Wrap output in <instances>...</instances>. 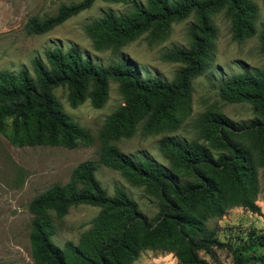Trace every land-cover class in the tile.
Returning a JSON list of instances; mask_svg holds the SVG:
<instances>
[{
	"label": "trees",
	"instance_id": "1",
	"mask_svg": "<svg viewBox=\"0 0 264 264\" xmlns=\"http://www.w3.org/2000/svg\"><path fill=\"white\" fill-rule=\"evenodd\" d=\"M94 1L62 3L54 14L30 16L26 26L30 32H45ZM122 1L132 3V9L109 8L85 25L95 48L118 47L145 31L160 37L173 21L195 13L197 21L188 29L189 46H174L164 54L168 60L182 62L175 77L142 75L127 60L99 64L85 56L77 43L46 48L44 58L32 60V70L0 68V131L9 124L12 143L66 147L89 143V133L64 111L53 89L65 86L73 107L86 98L99 107L107 98L110 79L118 83L123 102L105 117V137H129L140 121L144 132L174 129L189 110L192 78L205 70L213 47L215 27L208 12L225 6L236 40L256 32L257 7L252 0ZM259 40L264 53V26ZM218 92L223 100L251 102L255 115L239 123L222 112L204 111L197 126L204 140L173 135L159 140L168 165L150 155L134 157L110 146L102 155L122 177L157 198L155 223L121 186L109 194L95 175V162L82 160L69 181L52 184L28 202L35 212L29 233L35 263L133 264L143 249L150 248L172 252L177 264H211L203 254L214 258L216 249L227 250L233 264H264V252H259L264 249V230L250 227L244 237L221 239L217 227L207 224L232 206L263 212L256 193L259 170H264V67L222 78ZM79 203L99 210L77 242L69 240L61 247L51 238L54 224L48 210L65 211Z\"/></svg>",
	"mask_w": 264,
	"mask_h": 264
},
{
	"label": "rangeland",
	"instance_id": "2",
	"mask_svg": "<svg viewBox=\"0 0 264 264\" xmlns=\"http://www.w3.org/2000/svg\"><path fill=\"white\" fill-rule=\"evenodd\" d=\"M76 0H0V68L17 70L26 66L32 70V60L36 56L44 58L46 48L60 45L67 48L77 43L85 56L93 61L109 65L121 60L135 64L142 75L158 74L167 80L176 75L182 62L168 60L164 54L172 47H187L191 39L189 27L197 21L195 13L173 21L160 37L153 38L145 31L118 47L97 49L85 32V25L102 16L109 8L116 12L132 9V3L95 0L88 8L68 17L60 24L42 32H30L26 26L30 16L43 18L57 12L62 3ZM146 3L147 0H130ZM257 7L256 32L242 40L232 37L231 17L222 6L209 11L215 27L213 47L206 62L205 70L192 78L190 107L174 129L159 132H144L142 121L135 126L129 137L119 139L104 136L105 117L123 102L118 83L110 79L105 102L95 107L89 98L77 106H71L67 98V88L53 89L64 111L70 114L90 135V142H79L74 147L59 144L16 145L10 140V126L0 131V264H36L29 241L31 221L35 216L28 207L30 199L54 183H66L71 179L74 167L82 160L95 162V175L109 194L116 186H121L137 202L139 208L155 223L158 200L148 194L143 186L134 185L121 176L113 164L105 163L102 155L106 147H115L134 157L150 155L168 165V159L159 150L158 142L165 135L198 138V123L206 110L222 112L235 122L248 121L254 115L251 102L223 100L218 92L219 81L233 73L264 67V53L260 50L259 33L264 26V0H252ZM213 153L217 150L211 148ZM259 189L256 202L261 205L262 214L247 210L242 206L229 207L220 217L207 221L217 227L219 238L245 236L250 227L264 230V170H259ZM99 207L88 203L69 206L65 211L48 210L54 232L52 240L65 247L66 241L77 242L81 233L92 226V218ZM264 252V249H259ZM211 264H233L230 253L216 249L214 258L203 254ZM133 264H177V258L170 251L143 249ZM260 264V263H253Z\"/></svg>",
	"mask_w": 264,
	"mask_h": 264
}]
</instances>
